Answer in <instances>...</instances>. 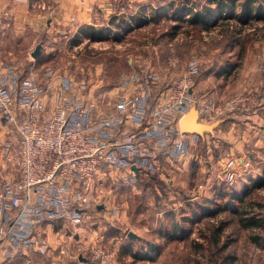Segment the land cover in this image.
<instances>
[{
	"label": "built area",
	"instance_id": "2783aa9c",
	"mask_svg": "<svg viewBox=\"0 0 264 264\" xmlns=\"http://www.w3.org/2000/svg\"><path fill=\"white\" fill-rule=\"evenodd\" d=\"M190 65L167 87L146 76L133 94H122L104 110L67 74L36 63L23 69L0 57L2 151L13 166L0 175V242L6 255L23 249L47 254V241L38 234L43 223L84 224L104 204L100 174L126 175L136 184L134 168L158 175L163 161L183 166L196 159L191 149L200 136L179 124L192 107L207 124L230 114H258L262 102L246 90L220 102L199 96L197 63ZM237 166V157L222 164L227 185L234 184ZM85 260L114 264V253L94 244Z\"/></svg>",
	"mask_w": 264,
	"mask_h": 264
},
{
	"label": "rangeland",
	"instance_id": "374dc122",
	"mask_svg": "<svg viewBox=\"0 0 264 264\" xmlns=\"http://www.w3.org/2000/svg\"><path fill=\"white\" fill-rule=\"evenodd\" d=\"M147 1L157 4L159 1L161 3L166 0H118L116 7L135 11L139 8V4ZM199 1L196 0L195 2L199 3ZM44 3L50 5L46 1H34L36 9H43L42 5ZM217 17H215L217 19L216 21L220 22L225 21L226 16ZM229 22L231 23L232 31L234 29H240L238 34L235 33L240 41L234 42L229 37L231 34H234L232 31L226 35H216L217 31H215L212 34H208L207 39H204L201 32L197 31V28L190 30L188 25L181 27L174 38L169 36L160 37L165 28L163 26L158 27V25H153L130 33L127 32L122 36L112 34L110 38L96 42L79 40L75 46L73 42L70 44L71 34L69 35L70 38H58V41H55L48 38L51 35L40 32L38 34H25V39L22 43L23 48L16 56H19L18 58L22 59L21 61L24 60L26 62L27 58L29 60L31 58L28 55L31 46H35V44H43L44 46L46 44L50 45L48 43H53L51 49L54 51L49 50L45 53L40 67H51L73 78L76 87L91 101L99 103L100 107L104 110L109 109L122 94H133L136 84L138 85L146 76L152 75L158 78L164 87L171 85L191 67V62L197 63L198 69L195 74V81L198 82V85L196 83V88L198 91L209 96L206 100L220 102L246 90L254 94L256 98L261 93L262 96L260 95L258 98L263 97V101H261L263 106L264 19L252 20L243 25L236 20H230ZM172 23L168 22L166 31L169 30V25ZM215 30H218V28ZM0 55L4 59L10 58L4 52ZM233 65L236 66L234 67ZM128 75H130V78L127 84H125ZM195 92L197 93L196 90ZM216 121H220V119L214 120L213 122ZM3 136L4 130L0 125V144ZM210 139L211 142L213 138L210 137ZM222 142L223 140H216L215 143H212V148L218 151V155L213 152L215 161L220 160L219 166H215L216 169L213 172H218V168H222L221 164H224L231 157L238 158L237 153L226 155L227 146L226 144L221 145ZM214 145L217 147H214ZM200 150H198L199 152L197 153L199 154H197L195 153L196 151L191 149L193 154L199 156L197 158L201 162L199 163L198 160H195L199 164V174L193 178L188 173L177 175L175 182L181 187L183 184L186 188H190L192 191L194 190L193 193H197L196 195L201 194L199 192L202 191V194L198 196L201 202H204L210 197L215 202H220L226 206L225 204L231 200L230 197H216L215 190H211V187L207 189L206 178L212 172L208 171L207 168V161L210 158L206 152H200ZM248 162L250 163L249 160ZM168 164L174 166L173 164ZM160 167L162 169L167 168L163 164ZM181 167L183 168V166ZM249 167H251V164L247 165V168ZM240 171L242 173L244 170L242 169ZM241 173H238L237 166V176L239 177H236L232 185L233 187L223 182L227 187L225 188L227 191L234 190L242 181V176L240 177ZM107 178L106 182L102 183L104 184L105 190V195H102V200L110 208L107 213L96 211L98 215H95L96 213L93 214L94 217L91 218V221H88L89 223H86L85 230L80 231L79 235L78 228L72 226L70 223L53 224V228L57 232L56 228L59 226L71 225L73 232L67 230L65 236L68 237V235L70 236L72 234L76 238V241L79 242L75 254L83 253L85 257H90L92 246L97 244L114 253V264H128L123 258L126 253L125 247L123 249L124 252L122 251L119 254L118 247L122 242L119 244V240L115 241L112 236L117 235V232L120 231L123 234L125 244L132 245V242L129 243L128 239H126L127 228L133 227L136 230L142 231V227L137 228L138 226L135 227L134 225L136 223L140 224L145 219L151 220L154 212L160 211L164 204H166L163 206L164 211L174 212V210L168 207V205L172 206L170 203L172 199H163L162 203H160L161 207L154 206V209L149 212L148 208L151 206L150 201L153 202V205H156L154 203L156 202V194L152 191L153 188L150 187L157 185V187L159 186L162 190H165L167 188L165 185H160L157 180L147 178L139 184L141 188L140 193L133 195L128 182H123L119 177L120 182L115 184L112 177L107 176ZM165 184L167 186L169 185V183ZM184 193L182 194V201L191 196V194ZM247 198V200H253L256 203L259 202L264 206V187L255 189ZM158 200L157 198V203ZM235 201L232 202L234 207L230 206L228 210L223 209L217 211L216 209V213L213 216H209L210 218L200 221L194 227V236L191 235L182 239L160 241V252L154 257L157 264H227L225 255L228 253L233 254L236 258L232 264H264V228H248L245 225L246 221L241 220L242 215L240 211L237 210L240 203ZM113 202H115V205H113ZM126 203L128 204L127 207ZM126 208L129 210L125 212ZM258 211V209L254 210V212ZM259 212L264 215V207ZM126 220L129 223H126ZM212 220L215 222H220V220L228 221L229 223L225 230L223 240L226 243L232 238V243L229 251L223 254L220 253L217 247L213 246L210 239H199L195 242L192 240V238H197L200 232H207ZM114 221V225H110ZM91 222H97V225L93 226ZM79 226H82V224ZM74 232H77V234ZM99 236L104 239L101 240ZM254 237L260 238V240H256ZM42 238L47 241L45 237ZM147 238L150 237L147 236ZM153 242L149 241V243ZM47 244L49 246L48 250H51L48 241ZM198 244L203 245V247L201 248ZM137 246L135 248L136 250L138 248L141 249L142 242L137 243ZM153 259H150V261H153ZM63 262H67V260ZM29 264H33V256ZM39 264H52L51 258H48V260L43 259Z\"/></svg>",
	"mask_w": 264,
	"mask_h": 264
},
{
	"label": "crops",
	"instance_id": "0c3cea01",
	"mask_svg": "<svg viewBox=\"0 0 264 264\" xmlns=\"http://www.w3.org/2000/svg\"><path fill=\"white\" fill-rule=\"evenodd\" d=\"M34 1L35 0H0V54H2V52L6 53L8 55L7 57H10L9 59L18 62L24 67L23 69H26L32 63H36L37 66L40 67L45 53L49 50L54 51L51 49L53 43H48L50 45L46 44L44 46L43 44H35V46L29 48V53L27 52L31 57L30 60L27 58L26 62H24V60L21 61L22 59L18 58L19 56L17 57L16 55H18L23 48L22 43L25 39V34H38L43 32L51 35L48 36V38L55 41H58V38H70L69 35L71 34L70 44L73 42L75 46L78 44L79 40L96 42L105 38H110L112 34L122 36L127 32L130 33L153 25H158V27L163 26L165 28H163L164 30L160 37L169 36L174 38L181 27L188 25L190 30L197 28V31H200L203 35V38L207 39V35L215 31H217L216 35H226L230 33L232 31L230 20H236L241 25L252 20H258L251 18V10L257 9V13H259L262 6L261 0H254L252 3H249L248 0H235V4L232 2L230 3L232 0H225L226 8L220 10L216 0H205L204 4L203 0H200L199 3H196V0H166L161 3L159 1L157 4L147 1L139 4V8L132 11L116 7L118 0H42L49 2L50 5L44 3L42 5L43 9H36ZM39 1L42 2L41 0ZM181 6H185L186 8H181ZM248 7L251 9L250 11L247 10ZM57 10L58 12L56 13ZM224 14H227L226 16L231 17V19L217 22L215 17L218 16L217 18H220ZM168 22L173 23L169 25V30L166 31ZM226 22H228L230 26L228 24L223 25V23ZM217 28L218 30H215ZM239 31L240 29H234L232 32L238 34ZM5 34H7V36H5ZM235 40L234 42L240 41L237 36ZM39 45H41V52L37 57H34L33 52ZM233 66L235 67L236 65ZM129 78L130 75H128L125 84H127ZM196 83L198 85V82L195 81V90L197 94L204 98H209L208 95L197 90ZM260 95L262 96L260 93L258 97ZM262 98L263 97H260L259 99L263 101ZM0 125L2 126L1 120ZM210 137L213 138L211 142ZM3 139L4 136L0 144V175L4 170L13 168V166L7 165L5 161L2 151ZM216 140H223L221 145L226 144V155L238 154V173H241L240 170L242 169L244 171H242L240 175V177L242 176V181L232 191L238 195H244L253 186H256V182L264 178V105H261L258 114L248 116L240 114L227 115L220 120V124L215 129L214 133L200 136L197 144L193 145L192 150L196 151L195 153L199 152V149H201L200 152L207 153L210 158V160L207 161V168L208 171L212 172L216 169L215 166H219L220 164V160L215 161L214 156V153L218 155V151L212 148V143H215ZM214 147L217 146L214 145ZM195 160H198V158L190 160L183 165V168L180 165L170 166L166 161H163L164 167L167 168L163 169L162 173L158 175L149 174L134 168L139 182L135 185L131 184L128 178H124L126 175L120 176L123 182L129 183L133 195L140 193L141 188L139 184L142 180L147 178L156 176L164 183H169L168 186L165 184V187H167L165 190H162L159 186L157 187V185L150 187L153 188L152 191L156 194V202H154L156 205H153V202L150 201L151 206L148 209L149 212H151L154 206L161 207L160 203H162L163 199H172L170 201L172 206L168 205V207L174 210V212L164 211L163 206L166 205L164 204L160 211L154 212V216L151 220L145 219L140 224L136 223L134 225L135 227L138 226L137 228L142 227V231L136 230L133 227H128L126 230V239H128L129 243L132 242V245L125 244L123 234L120 231L117 232V235L112 236L115 241L119 240V244L122 242L118 247L119 254L122 253L125 247L126 253L123 258L128 264H157L154 257L160 252V241L182 239L191 235L194 236V227H196L200 221L210 218L209 216H213L214 213H216L217 204L215 200L209 197L204 202H201L198 196L202 194V191L199 192L201 194L196 195L197 193H193L194 190L192 191L190 188H186L183 184L181 187L175 182V177L177 175L188 173L191 178H193L199 174V164ZM248 160L251 164L249 168H247ZM198 162L201 163L200 160H198ZM212 172L211 175H207V184H205L207 189L211 187V190H215L214 192L220 194L221 190L227 188L223 183V169L218 168V172ZM107 176L112 177L115 184L120 182V179L117 178L118 175L115 173L108 174L107 172L100 174L97 178V183L99 184V189L102 191L101 195H105L104 184L102 183L106 182L108 179ZM254 190H252V192ZM183 192H185L184 194H191V196L186 195L189 197L184 201H182ZM157 198L159 199V204L157 203ZM113 205H115V202H113ZM127 205L126 203V207ZM230 206L234 207L233 203L230 204V202H227V208L225 210H228ZM109 209L108 204L104 203L98 207L97 211L100 213H107ZM127 210L129 209L126 208L125 212ZM95 215H98V213L96 212ZM92 217H94V215L87 218L82 226L77 227L78 235L80 231L82 232L85 230L86 223H89L88 221H91ZM241 220L245 221L243 217ZM125 222L129 223L128 220ZM91 223H93V226L97 225V222ZM114 223L115 221L111 222L110 225H114ZM220 223L223 224L224 227L217 236L218 243L216 245L213 244V246L217 247L219 250L223 247L220 251L221 254L229 251L232 238L226 243L225 240H223L225 230L229 225L228 221L220 220V222H215L212 220L209 230L205 233L200 232L199 236L197 238H192V240H194V242L199 239L207 240V238L213 234L212 225L216 226ZM245 225L248 224L245 222ZM248 228L258 227L248 226ZM56 229L57 232L54 231L53 225L43 223L38 231V234L45 237L51 246V250H49L47 254H42L38 251L28 252V250L23 249L12 251V253L6 255L4 248H1L0 242V264H26V262L29 264L31 263L32 256L33 264H39L41 260H48V258H51L52 264H89L86 262L83 253L75 254L79 242L76 241L74 235L65 236L67 230L73 232L71 225H66L64 227L59 226ZM94 232L96 233V231ZM74 233L77 234V232ZM131 233L135 234L136 237H130L129 235ZM147 236L150 238H147ZM99 237L101 240L104 239L101 236ZM254 238L260 240V238ZM149 241L154 242L149 243ZM140 242H142V247L136 250L135 248L138 247L137 243L139 244ZM225 257L227 264H232L236 260L231 253H228ZM149 258L154 259L150 261ZM64 260H67V262H63Z\"/></svg>",
	"mask_w": 264,
	"mask_h": 264
},
{
	"label": "trees",
	"instance_id": "16d2710c",
	"mask_svg": "<svg viewBox=\"0 0 264 264\" xmlns=\"http://www.w3.org/2000/svg\"><path fill=\"white\" fill-rule=\"evenodd\" d=\"M249 3H252L254 0H248ZM217 4H218V8L220 10H223L226 8V1L225 0H216ZM234 3L235 4V0H232L230 1V3ZM261 3H262V6H261V10L259 13H257V9H250L249 7L247 8L248 11H252V17L251 18H255V19H264V0H261ZM181 8H186L185 6H181ZM256 13V14H254ZM254 14V15H253ZM231 17H225V20H230ZM226 25L229 23L226 22V23H223V25ZM230 26V25H229ZM228 30H229V27H228ZM229 37H231L233 39V41H236V34H231ZM152 180H157V182L160 183V185H165V183L163 181H161L158 177L156 176H153L151 178ZM261 188V187H264V178H261L258 182H256V186H253L250 190H248L244 195H238L237 193L233 192L232 190L231 191H227L225 188V190H221L220 194L219 193H216V197H230L231 200H230V204L232 202H239L240 203V206L239 208H237V210L240 211L242 217H243V220L246 221V223H248L247 226L249 227H258V228H264V215L261 214V209H263V205L260 204L259 202L256 203L254 202L253 200H247L248 196H250L252 190L256 189V188ZM231 188V187H230ZM229 203V202H228ZM216 207H217V211L218 210H223V209H226L227 208V203L225 204L226 206L222 205L220 202H216ZM254 209H258L259 211L258 212H254ZM236 210V211H237ZM250 215V216H248ZM223 224H219V225H212V232L213 234H211V236L207 239H210V241L212 242V244L216 245L218 243V238L217 236L219 235L220 231L223 229ZM200 245V244H198ZM200 247L202 248L203 245ZM223 248V247H222ZM222 248L220 249V251L222 250Z\"/></svg>",
	"mask_w": 264,
	"mask_h": 264
},
{
	"label": "water",
	"instance_id": "95a60500",
	"mask_svg": "<svg viewBox=\"0 0 264 264\" xmlns=\"http://www.w3.org/2000/svg\"><path fill=\"white\" fill-rule=\"evenodd\" d=\"M41 52V45L37 46L33 52V56L37 57ZM180 127L184 132L197 134L199 136H205L212 134L215 129L219 126L220 121L213 122L211 124L203 123L200 121L198 110L192 107L179 121ZM137 170V168H135ZM135 238L136 235L131 233L129 235Z\"/></svg>",
	"mask_w": 264,
	"mask_h": 264
}]
</instances>
